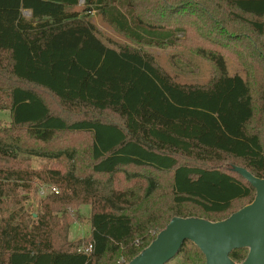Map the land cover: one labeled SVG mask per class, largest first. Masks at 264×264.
Wrapping results in <instances>:
<instances>
[{
  "label": "trees",
  "instance_id": "trees-1",
  "mask_svg": "<svg viewBox=\"0 0 264 264\" xmlns=\"http://www.w3.org/2000/svg\"><path fill=\"white\" fill-rule=\"evenodd\" d=\"M78 3L0 0V93L10 115L0 126V264L130 261L174 216L218 221L250 203L255 188L233 166L264 178V128L253 124L264 0H83L81 12ZM92 11L136 46L107 43ZM143 46L191 50L216 74L179 83ZM225 56L245 74L229 75ZM42 92L80 117L51 111ZM106 111L122 122L100 118ZM30 156L49 164L32 168ZM38 182L58 192L30 212ZM81 204L90 205L91 230L74 242L69 209ZM247 252L229 256L239 263ZM165 264L206 261L185 240Z\"/></svg>",
  "mask_w": 264,
  "mask_h": 264
},
{
  "label": "water",
  "instance_id": "water-1",
  "mask_svg": "<svg viewBox=\"0 0 264 264\" xmlns=\"http://www.w3.org/2000/svg\"><path fill=\"white\" fill-rule=\"evenodd\" d=\"M254 188L253 200L227 218L210 221L200 217H172L156 237L126 264H165L179 251L185 240L194 243L206 264H264V178L243 167L233 166ZM247 248L239 263L229 254Z\"/></svg>",
  "mask_w": 264,
  "mask_h": 264
},
{
  "label": "rangeland",
  "instance_id": "rangeland-1",
  "mask_svg": "<svg viewBox=\"0 0 264 264\" xmlns=\"http://www.w3.org/2000/svg\"><path fill=\"white\" fill-rule=\"evenodd\" d=\"M83 6V0H79L78 5L74 8L75 11L81 12V8ZM23 16L26 18L30 17L28 10H22ZM90 18L93 23L96 25L99 35L106 40L111 46L118 47L119 44H127L130 46H136L131 43L124 36L115 32V30L105 23L100 15L95 11L90 13ZM246 29V28H245ZM247 30V29H246ZM180 35V34H179ZM142 50L146 51L150 55H152L155 63H157L164 71L171 75L173 79H175L179 83L183 84H207L216 74V70L213 64L207 59L195 54V52L191 50H186L183 48L176 47H151V46H143ZM225 63L227 67V71L229 75H233L238 72L240 74H245L243 68L236 62L233 58L229 56H225ZM256 78L254 83L256 94L263 95L264 85V69ZM45 101L50 107L51 111L61 114L66 117L68 120H72L75 118H79L80 115L78 113H70L65 112L61 105H59L58 101L51 95L45 92H42ZM257 95L255 97V101L257 102V110L254 125L264 128V106L262 105V99ZM264 99V96H262ZM260 105H262L260 107ZM100 118L107 121H113L121 123V119L115 115L113 112L106 111L100 114ZM10 123V115H9V103L7 100V96L4 93H0V126H7ZM182 159V158H180ZM185 158H183L184 160ZM30 166L35 169H39L43 167L45 164H49V161L36 157L30 156ZM186 161V160H185ZM189 161V160H187ZM186 161V162H187ZM184 162V161H183ZM232 162H222L221 167L230 168L232 167ZM233 168V167H232ZM53 186V184L49 183H40L37 184V193L32 194L31 198L25 201V205L30 212H35L38 210V202L40 199H43L49 192V186ZM55 186V185H54ZM56 187V186H55ZM40 188L44 190L43 194L39 193ZM90 205L81 204L76 208L69 209L71 216H73V223L70 225L68 232V240L70 241H78L86 239L91 230L90 226ZM77 250H85L84 244L75 247ZM128 261L121 256L118 260L117 264H126Z\"/></svg>",
  "mask_w": 264,
  "mask_h": 264
},
{
  "label": "built area",
  "instance_id": "built-area-1",
  "mask_svg": "<svg viewBox=\"0 0 264 264\" xmlns=\"http://www.w3.org/2000/svg\"><path fill=\"white\" fill-rule=\"evenodd\" d=\"M43 192H44V190L42 188H40L39 193L40 194H43ZM49 192L50 193H57L58 192V189L54 185L53 186L50 185L49 186ZM91 248H92V245L89 244L88 247L85 250H83V251H89V250H91Z\"/></svg>",
  "mask_w": 264,
  "mask_h": 264
},
{
  "label": "crops",
  "instance_id": "crops-1",
  "mask_svg": "<svg viewBox=\"0 0 264 264\" xmlns=\"http://www.w3.org/2000/svg\"><path fill=\"white\" fill-rule=\"evenodd\" d=\"M29 11V10H28ZM29 14L31 15V12L29 11ZM25 17V16H24ZM26 18V17H25ZM30 18V17H29ZM29 18H27V19H29Z\"/></svg>",
  "mask_w": 264,
  "mask_h": 264
}]
</instances>
